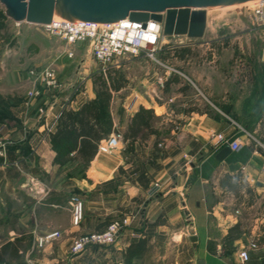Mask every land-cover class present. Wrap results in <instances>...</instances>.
<instances>
[{"label":"crops","instance_id":"obj_1","mask_svg":"<svg viewBox=\"0 0 264 264\" xmlns=\"http://www.w3.org/2000/svg\"><path fill=\"white\" fill-rule=\"evenodd\" d=\"M73 47L76 50L75 57L84 49L90 53L86 43ZM66 56L59 54L56 48H51L49 52L40 51L37 59L31 61L35 68L52 65L56 69L63 86L54 90L35 84L29 74L31 69L27 72L26 67H23L27 63L22 64V59L16 61V55L10 56L8 67L3 66L5 63L1 64L0 140L6 143V151L4 157L0 156V209L4 210L5 215L18 213L21 224L30 218L34 220L31 229L23 227L19 235L27 231L34 236L55 230L61 231L62 236L66 233L81 235L101 232L111 222L127 218L128 225L114 247L90 257H97L104 262L102 264H110L112 257L122 256L141 237L167 235L171 231L169 227L181 224L183 216L187 222L185 210L188 209L195 229L193 234L198 237V244H202V251L206 254L204 264H238V252L236 263L221 254L210 252L214 249L211 243L215 235L210 215L215 214L220 220L222 216L217 210L221 209L222 218L227 223L223 231L225 240L229 230L239 225L241 238L230 243L239 251L243 247L249 248L256 241L258 247L250 249L247 264H264L263 158L260 153H256L254 142L255 139L264 141V134L260 136L257 130L252 129L255 123L237 125L233 120H217L198 109H187L177 115L184 119L186 127L178 133L172 131L171 135L178 139L173 142L165 137L163 130L175 114L172 103L182 94L172 92L174 84L170 80L171 74L158 78L155 73L148 79L154 81L145 85V94L136 93L132 97L131 104L126 106L127 115L122 116L114 109L115 93L121 92L123 88L114 92L112 103L114 126L118 132L124 135L142 107L154 111L150 131L146 129L145 135L138 137L131 151L127 147H120L112 157L98 153L84 170L87 179L81 181L70 174L75 164L60 166L55 163L56 152L52 148L51 134L57 131L58 120L64 110H78L97 96L88 69H83V76L74 78L71 56ZM23 82L29 84L24 96L19 91ZM34 88L40 90L41 95L30 102L27 94ZM39 107L45 109V116L39 115ZM155 119H160L161 128L156 127ZM220 133L242 136L248 145L239 153L233 152L222 162L216 159V155L224 147L211 145L210 152L203 156L206 135L210 138ZM124 144L127 145L123 141ZM239 167L245 168L249 178L255 176L256 179H252L250 184L254 195H246L241 203L235 205L233 197L236 187L233 180ZM195 173L197 179L189 185ZM210 182H215L216 192H226L232 196L231 202L226 205L227 209L223 207V201L214 203L207 199L206 186ZM156 183L160 184V191L152 197L150 191ZM72 185H79L87 191L88 211L86 213L85 203V218L80 227L73 226L71 217L59 221L54 213L60 205L58 201L49 199L64 197L63 194ZM42 206H49L50 209ZM215 245L221 251L222 243ZM55 254L50 248L42 254L30 247L26 249L25 260L20 264H58L59 259ZM83 257L84 254H73L70 262L93 264V260L91 262L89 259L79 261Z\"/></svg>","mask_w":264,"mask_h":264},{"label":"rangeland","instance_id":"obj_2","mask_svg":"<svg viewBox=\"0 0 264 264\" xmlns=\"http://www.w3.org/2000/svg\"><path fill=\"white\" fill-rule=\"evenodd\" d=\"M209 10L206 32L201 38L194 39L187 35H163L153 56L149 55V51L143 50L139 56L128 57L120 67H110L105 73L99 72L102 66L92 57L91 44L87 42L90 53H86L84 49L85 51H81L78 57H71V73H74V78H76V76L84 75L83 69H88L96 96L99 91L109 87L111 83L122 82L124 88L121 92L115 93L114 104L115 112L122 116L127 115L126 106L131 104V99L136 93L145 94V85L154 81V79L148 80L153 74L157 73L158 78L166 77L168 73L171 74L170 80L174 84L172 92L182 94L172 103L175 114L163 130L165 137L173 142L178 139L171 135L172 131L178 133L186 127L184 119L177 115L187 109H198L214 116L217 120L221 118L233 120L237 125L255 123L252 129L257 130L261 136L264 134V4L257 3L256 0H247L214 6ZM73 46L75 45H68L62 40L48 37L38 25L15 22L9 17L6 6L0 2V72H2V63H5L4 67H8L11 55H16V61L22 59V64L27 63L23 67H26L25 70L28 72L29 68L36 67L31 61L37 59L40 51L49 52L51 48H56L59 54L67 57L66 55L70 56L71 52L76 54ZM28 64L32 68L27 66ZM28 88L29 84L23 82L19 90L20 95L24 96ZM83 88L85 89V85ZM154 122L156 127H162L160 119H155ZM206 137L203 156L210 152L211 145H215L212 137L209 138L208 135ZM120 147L121 149L126 148L127 145L121 144ZM105 156L112 157L113 155L106 154ZM85 169L76 165L70 174L82 181L87 179ZM189 171H192L191 167ZM247 174L248 172L239 167L234 176L233 183L236 190L233 201L235 205L241 203L246 195H254L250 184L256 177L253 176L251 179ZM214 186L215 182H210L206 186L207 199L214 203L223 201V207L227 209L226 205L231 202L232 196L226 192H216ZM86 192V189L81 186L72 185L63 194L64 197L49 198L52 201H58L60 205L54 213L59 221L67 217L72 219L71 198L75 195L84 200L87 213ZM42 208L50 209L49 206H42ZM220 210H217V213L223 217V212ZM91 213L95 214V212ZM18 216V213L12 212L5 215L4 210L0 209V264L22 263L25 260L26 249L30 247L42 254L50 248L56 252L55 255L59 259L58 264H72L70 262L71 255H73L71 249L74 239L79 235L66 233L46 247L37 248L35 242L37 236L27 231L33 226L34 220L30 218L25 224H21ZM184 217L181 224H172L169 227L171 231L167 235L141 237L139 240L148 241V248L144 255L133 264H200V260H204L206 254L202 251V244H198L197 249H194L191 236L195 233V229L193 225L184 221ZM222 217L217 220L215 214L210 215V223L215 232L213 244L211 243L214 249L210 252L221 254L236 263L238 248L225 240L223 231L227 223ZM23 227H26L27 232L19 235ZM219 242L222 243L221 251H218L215 245ZM6 244H9L8 252L19 248L21 257L14 259L5 255L3 248ZM113 247L114 244L108 247H89L79 253L84 254L79 261L89 259L91 262L93 260V264H102L104 262L97 257L93 259L90 257H93L94 253H104ZM111 261L110 264H123V255L114 256Z\"/></svg>","mask_w":264,"mask_h":264},{"label":"built area","instance_id":"obj_3","mask_svg":"<svg viewBox=\"0 0 264 264\" xmlns=\"http://www.w3.org/2000/svg\"><path fill=\"white\" fill-rule=\"evenodd\" d=\"M261 2L264 0H260ZM263 3V2H262ZM44 33L51 38L59 39L68 45H77L80 43L91 44V52L94 60L101 65L99 72L105 73L110 67H120L122 62L128 57H137L143 50L149 51L153 56L157 47L160 45L163 37V23L150 20L146 26L143 23L132 22L128 18L116 22L100 23L92 21H74L62 17L53 18L49 24L38 25ZM73 53L70 56L73 57ZM30 77L35 84H39L47 90L60 89L63 85L59 81L57 71L52 65L42 68H32L29 71ZM41 91L37 88L30 90L27 98L30 102L38 99ZM39 115L45 116V109L39 107ZM246 135V134H245ZM217 148L229 146L234 153H239L247 145L248 141L242 136H226L224 134H213ZM255 139V138H254ZM124 141V135L121 132L112 133L108 139L103 140L98 145V153L113 154ZM256 153L262 155L261 172L264 174V142L257 139ZM6 143L0 140V156L4 157ZM245 171V168H242ZM160 191V184L156 183L150 191L153 197ZM72 224L74 227H80L85 218V202L79 196H72ZM128 225V219L123 218L111 222L108 227L101 232H92L81 234L74 239L72 245V254L76 255L85 251L89 247L101 246L108 247L115 244L125 226ZM61 231H49L36 237V247L44 248L47 245L60 239ZM257 242L254 241L251 246L243 247L238 251V264H247L250 260V249L257 248Z\"/></svg>","mask_w":264,"mask_h":264},{"label":"water","instance_id":"obj_4","mask_svg":"<svg viewBox=\"0 0 264 264\" xmlns=\"http://www.w3.org/2000/svg\"><path fill=\"white\" fill-rule=\"evenodd\" d=\"M247 0H0L15 22L35 25L49 24L55 15L74 21L100 23L129 19L146 26L150 20L163 23L164 36L187 35L201 38L207 28V9ZM233 152L229 146L221 149L216 159L224 161ZM197 179L196 173L189 185ZM186 220L192 226V216L185 210ZM194 249L198 237L191 236ZM200 264H204L201 260Z\"/></svg>","mask_w":264,"mask_h":264},{"label":"trees","instance_id":"obj_5","mask_svg":"<svg viewBox=\"0 0 264 264\" xmlns=\"http://www.w3.org/2000/svg\"><path fill=\"white\" fill-rule=\"evenodd\" d=\"M124 88L122 82L111 83L109 87L98 92L96 99L86 102L78 110H64L58 120L55 133L51 134L52 148L56 152L55 163L60 166L75 164L87 168L98 154V145L118 132L114 126L112 103L114 92ZM154 111L141 108L135 115L133 124L124 133V142L127 150L131 151L140 135H145V130L152 126ZM241 238L239 225L232 227L226 238L233 242ZM148 241L141 239L132 243L123 253V264H133L147 251ZM9 244L3 248L5 255L18 258L19 248L8 252ZM116 264V263H114Z\"/></svg>","mask_w":264,"mask_h":264},{"label":"bare ground","instance_id":"obj_6","mask_svg":"<svg viewBox=\"0 0 264 264\" xmlns=\"http://www.w3.org/2000/svg\"><path fill=\"white\" fill-rule=\"evenodd\" d=\"M250 1V0H249ZM256 2L257 3H260L261 1L260 0H256ZM263 2V4H264V1H262ZM237 6V5H236ZM234 7V6H233ZM230 8V7H229ZM237 8V7H236ZM219 9V8H218ZM231 10V9H230ZM209 14H210V10H209V8L207 9V19H208V16H209ZM57 17H60V16H58V15H55V17L54 18H57Z\"/></svg>","mask_w":264,"mask_h":264}]
</instances>
